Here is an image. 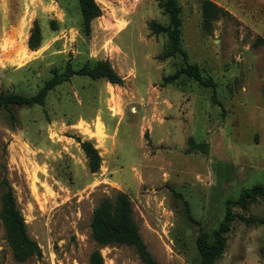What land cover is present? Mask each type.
Here are the masks:
<instances>
[{
	"label": "rangeland",
	"instance_id": "1",
	"mask_svg": "<svg viewBox=\"0 0 264 264\" xmlns=\"http://www.w3.org/2000/svg\"><path fill=\"white\" fill-rule=\"evenodd\" d=\"M176 1L180 45L206 85L162 84L181 60L157 59L166 37L148 23L167 19L154 0H94L100 15L86 34L75 0H0V95L32 96L53 73L95 61L122 80L71 76L43 106L0 110V178L40 250L15 262L0 223V264H88L94 250L103 264H142L130 247L90 236L92 211L118 192L157 264H199V229L210 234L225 200L264 185V0H208L225 15L206 30L200 0ZM76 138L97 150L96 173ZM199 143L204 153L188 151ZM233 212L264 216V200ZM214 264H264V228L234 220Z\"/></svg>",
	"mask_w": 264,
	"mask_h": 264
},
{
	"label": "trees",
	"instance_id": "2",
	"mask_svg": "<svg viewBox=\"0 0 264 264\" xmlns=\"http://www.w3.org/2000/svg\"><path fill=\"white\" fill-rule=\"evenodd\" d=\"M77 3L83 33L89 30L90 22L100 15V10L94 0H75ZM161 8L167 19L165 26L154 21L148 23V29L152 35L164 34L166 45L164 51L157 57L165 60L174 56L180 57L177 71L163 79V85L172 83L179 76H185L200 84L198 70L187 61L185 51L180 45L181 17L180 7L176 0H154ZM201 28L206 30L218 17L225 12L216 7L208 0H200ZM39 46V36L34 28L27 39V48L30 51ZM71 76H84L90 79H104L111 85L121 86L122 80L112 70L107 61H95L86 63L80 68L73 70L68 67L62 73H53L37 92L32 96L16 94L0 95V110H9L11 107L24 105L43 106L49 91L54 87L66 82ZM79 149L86 160L88 173H96L99 168L100 158L92 143L87 140L76 138ZM191 144L192 140L189 139ZM188 151L204 153V145L194 144ZM257 200H264V185H252L242 190L235 199H227L224 202V213L216 228L210 234L199 229L195 239V247L199 255V264H214L224 248V238L229 232L230 224L234 220L240 221L244 226H262L264 228V216H253L234 213L233 209L247 212L249 206ZM0 223L5 232L6 242L11 250L12 259L17 263H23L33 257H40V250L26 234L23 219L16 208L12 189L6 178H0ZM90 236L97 247L107 245H124L130 247L142 264H157L143 244L138 233L137 226L133 221L129 199L123 193H116L113 200L102 201L91 213L89 222ZM88 264H103L97 250L88 256Z\"/></svg>",
	"mask_w": 264,
	"mask_h": 264
},
{
	"label": "bare ground",
	"instance_id": "3",
	"mask_svg": "<svg viewBox=\"0 0 264 264\" xmlns=\"http://www.w3.org/2000/svg\"><path fill=\"white\" fill-rule=\"evenodd\" d=\"M122 29H123V28H122ZM120 30H121V29H120ZM83 130H84V129H83ZM85 133L88 134L87 130H85ZM92 137H93V138H96L97 141H99V143L102 142V140L104 139V136H103L102 133H100V132L93 133V136H92Z\"/></svg>",
	"mask_w": 264,
	"mask_h": 264
}]
</instances>
